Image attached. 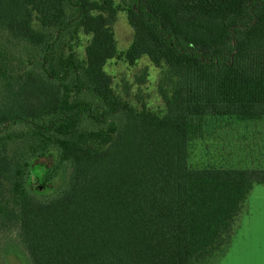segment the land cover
<instances>
[{"label":"trees","instance_id":"obj_1","mask_svg":"<svg viewBox=\"0 0 264 264\" xmlns=\"http://www.w3.org/2000/svg\"><path fill=\"white\" fill-rule=\"evenodd\" d=\"M122 2L126 61L164 67L162 114L112 91L114 0H0V264L13 242L30 264H212L264 184L188 165L206 117L264 118V0ZM78 31L84 58L59 54ZM52 151L44 182L62 181L40 195L32 162Z\"/></svg>","mask_w":264,"mask_h":264},{"label":"rangeland","instance_id":"obj_2","mask_svg":"<svg viewBox=\"0 0 264 264\" xmlns=\"http://www.w3.org/2000/svg\"><path fill=\"white\" fill-rule=\"evenodd\" d=\"M118 6L117 20L112 26L117 55L108 60L104 71L110 75L112 91L130 106L139 110L142 106L162 114L165 106L158 92V83L164 67H156L147 57L134 64L125 59L133 31L126 20L122 0H114ZM35 23L37 21L35 20ZM90 36L81 31L66 36L58 49L59 54H74L84 58V49ZM27 62L18 70L27 68ZM202 132L190 141L188 165L191 168H241L264 169V118L241 121L235 118H211L203 120ZM55 159V152L32 162L29 188L35 193H53L62 181L57 175L51 182H44V174ZM230 237L218 252L212 264H264V184H255L233 222ZM8 264H30L25 250L13 242L6 256Z\"/></svg>","mask_w":264,"mask_h":264}]
</instances>
